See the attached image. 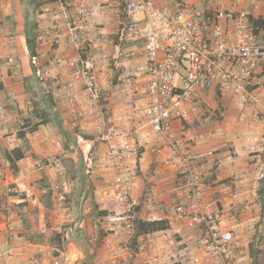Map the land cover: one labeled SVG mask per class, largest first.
Masks as SVG:
<instances>
[{
	"label": "crops",
	"instance_id": "0c3cea01",
	"mask_svg": "<svg viewBox=\"0 0 264 264\" xmlns=\"http://www.w3.org/2000/svg\"><path fill=\"white\" fill-rule=\"evenodd\" d=\"M125 1L85 0L86 5L106 7L91 21L94 29L85 34L95 42V52L112 51L113 33ZM185 1L193 8L203 7L202 0ZM179 2L159 0L156 5L175 11ZM214 3L217 9L229 7L228 0ZM47 4L54 6V0H0V112L8 119L5 126L0 125V168L4 175L0 194L3 185L23 177L40 200L38 206L25 204L15 209L12 234H7L0 213V264H29L34 255L48 259L51 246L60 240V214L52 211L53 193L39 194L41 187L49 189L57 181V167L47 166L42 172L33 169L34 162L49 158L65 171L72 185L67 207L81 224L72 239L83 257L81 264H89L88 260H92L90 264H107L114 251L129 264H148L149 258L156 259V264H207L199 247L204 228H189L185 220L172 225L165 222L166 229L150 233L135 228L139 221H164L173 204L189 209L192 204L178 182L175 161L168 154L152 152L157 136L143 126L140 111L147 105L148 96L142 86L133 89L131 78L144 61L140 45L132 46L135 57L125 59L124 68L99 74L102 95L94 102L84 95L82 82L73 77L67 64L78 53L69 45L64 15L43 14L42 7ZM235 9L248 12L252 20H264L262 3L251 7L243 0ZM45 30L51 31V37L42 42L39 37ZM34 54L47 73L49 97L35 93L38 87L29 63V56ZM254 85L262 92V105H243L231 94L220 96L211 88L197 91L193 101L182 107L188 114L189 128L205 135L190 152L214 153L203 181L201 206L204 211L218 212L222 231L235 234L232 264H264V183L255 185L253 153L264 136L258 118L264 106V74L258 73ZM63 98H71L81 114L75 132L61 124L62 118L69 117L59 106ZM110 125L135 133L134 152L126 162L133 174L132 195L140 204V217L131 232L122 226L111 231L106 227L108 215L125 211L110 197L112 174L102 164L107 147L98 137ZM181 128L180 121L174 119L176 139L182 136ZM76 133L95 143V167L90 177L84 175L82 157L75 148ZM41 218L47 222L44 236L38 231Z\"/></svg>",
	"mask_w": 264,
	"mask_h": 264
},
{
	"label": "built area",
	"instance_id": "2783aa9c",
	"mask_svg": "<svg viewBox=\"0 0 264 264\" xmlns=\"http://www.w3.org/2000/svg\"><path fill=\"white\" fill-rule=\"evenodd\" d=\"M157 1L126 0L122 3L111 52H95V42L85 35L89 29H94L91 21L105 12L104 5H86L85 0H54V6L47 4L42 7V12L45 15H64L69 45L78 53L67 64L73 77L82 82L84 95L94 102L102 95L99 74L109 69L124 68V60L135 57L132 46L140 45L144 61L131 78L133 89L142 86L148 96L147 105L140 111L143 126L149 127L157 136V144L152 152L168 154L175 161L178 182L192 200L191 209L186 205H171L168 217L163 222L172 225L185 220L189 228H204L199 247L207 257V264H232L236 248L235 234L222 231L218 212L204 211L201 206L203 181L214 153L193 155L190 152V147L203 141L205 135L196 134L189 128V117L182 107L193 101L197 91L211 88H216L220 96L231 94L243 105H262L263 95L255 87L254 79L258 73L264 74V44L256 42L249 13L235 9L243 0H228L229 7L222 10L215 8L214 0H202V9L193 8L185 0H180L175 11L159 8ZM248 2L251 7L260 3L264 6V0ZM50 37L51 31L45 30L39 40L45 42ZM8 62L12 64L13 60L9 59ZM29 63L40 92L44 97H49L48 76L39 57L30 55ZM59 106L69 114V117L61 119V124L75 131L81 114L75 109L73 101L63 98ZM192 110L197 111L195 107ZM258 118L264 134V106ZM174 119L179 120L182 127L180 139H176L172 131ZM7 123V116L1 111L0 125ZM134 137V132L113 125L105 128L98 137L107 147L102 164L112 174L110 197L125 210L107 216L106 227L110 231L122 226L131 232L135 219L140 217L137 212L140 204L132 195L133 174L126 162L128 155L134 152ZM94 147L93 140L75 134V148L81 154L86 177H90L94 171ZM253 153L255 185L260 186L264 183V136ZM47 166L57 167L58 179L49 189L41 187L39 194L53 193L52 211L60 214V240L51 246L48 259L44 255H34L28 263L81 264L83 257L73 247L72 240L81 224L74 220L73 212L67 207L72 191L71 182L54 159L36 161L33 169L42 172ZM3 176L0 168V178ZM25 204L38 206L40 200L23 177L13 178L2 186L0 213L6 223L7 234L15 230L11 222L15 209ZM38 231L43 236L46 234L45 218L38 221ZM107 264L129 263L121 260L118 252L114 251ZM148 264H156V259L149 258Z\"/></svg>",
	"mask_w": 264,
	"mask_h": 264
},
{
	"label": "trees",
	"instance_id": "16d2710c",
	"mask_svg": "<svg viewBox=\"0 0 264 264\" xmlns=\"http://www.w3.org/2000/svg\"><path fill=\"white\" fill-rule=\"evenodd\" d=\"M253 23L254 25H260L264 23V20L257 19V20H254ZM30 48L33 49L32 47ZM135 228H137L138 232L150 233V232H155L159 230H164L167 228V225L163 221H152V222H140L139 221L135 223Z\"/></svg>",
	"mask_w": 264,
	"mask_h": 264
},
{
	"label": "rangeland",
	"instance_id": "374dc122",
	"mask_svg": "<svg viewBox=\"0 0 264 264\" xmlns=\"http://www.w3.org/2000/svg\"><path fill=\"white\" fill-rule=\"evenodd\" d=\"M252 22H254V20H252ZM254 25V23H253ZM254 35H255V39H256V42L259 43V45H263L264 44V23L263 24H260V25H254ZM38 87V86H37ZM37 89V88H36ZM35 89V93L37 92V96L38 97H41V92L39 90V88L36 90ZM39 100H35L34 102H38ZM35 119H38L37 117ZM36 121V120H34ZM75 132V131H74ZM77 132V131H76ZM79 133V131H78ZM181 187V185H180ZM182 188V187H181ZM183 189V188H182ZM92 262V260H88V263L90 264Z\"/></svg>",
	"mask_w": 264,
	"mask_h": 264
}]
</instances>
